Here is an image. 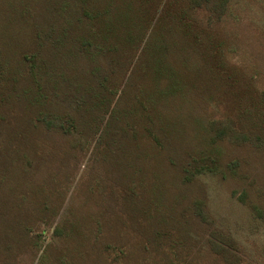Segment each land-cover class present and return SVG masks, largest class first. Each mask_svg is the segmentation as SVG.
I'll use <instances>...</instances> for the list:
<instances>
[{"label": "trees", "instance_id": "obj_1", "mask_svg": "<svg viewBox=\"0 0 264 264\" xmlns=\"http://www.w3.org/2000/svg\"><path fill=\"white\" fill-rule=\"evenodd\" d=\"M179 1L0 0L4 11L0 17V81H7L11 105L21 108L23 121V131L19 123L9 130L8 158L16 157L19 162L11 147L19 149L36 131L61 132L78 147L96 132L100 160L110 165L122 162L123 176L110 175L109 179L125 185L122 195L130 202L136 198L135 184H126L125 177L131 178L135 169L145 176V159L154 151L156 157L180 170L183 184L205 174L222 182L240 176L238 162L222 158L221 142L262 141L264 91L260 103L244 110L237 120L204 118L200 109L209 100L198 84L204 73L216 72L221 50L209 32L201 30L190 8ZM189 1L192 7L205 3L210 8L219 5L222 11L228 3ZM243 117L249 129L242 125ZM190 142L193 147L185 145ZM36 145L32 143L30 149ZM0 168L5 171L0 175L7 179L0 191L2 238L7 220L23 207L16 191L22 185L30 192L31 185L30 171L23 172L5 160ZM241 192L234 190V195L239 193L245 200L246 192ZM45 202L47 212L49 201ZM194 210L203 222L210 221L201 201L194 200ZM133 213L136 224L138 207ZM144 218L148 228L150 215L144 212ZM97 225L101 232L102 222ZM172 226L155 228L152 239L173 247L169 236L175 234L176 226ZM210 234L217 239H209L213 249L237 263L239 256L233 251L238 245L233 236L214 228Z\"/></svg>", "mask_w": 264, "mask_h": 264}, {"label": "rangeland", "instance_id": "obj_2", "mask_svg": "<svg viewBox=\"0 0 264 264\" xmlns=\"http://www.w3.org/2000/svg\"><path fill=\"white\" fill-rule=\"evenodd\" d=\"M179 3L190 8L201 30L209 32L221 50L216 72L204 73L198 84L209 100L200 110L204 118L237 120L244 110L260 103L264 91V0H228L225 11L219 5ZM3 13L0 5V17ZM7 86V81H0V162L30 171L31 191L22 185L16 191L23 207L5 223L0 264H171L169 260L173 264H264V130L257 143L221 142L222 158L236 160L240 172L223 182L205 174L183 184L180 170L154 151L145 159V176L135 169L131 178L125 177L126 184H135L136 198L130 202L122 195L125 185L109 179L123 176L122 162L110 165L100 160L96 132L78 147L61 132L36 131L19 149L11 147L19 162L16 157L10 160L5 141L16 124L23 131V121L21 108L11 105ZM244 124L248 121L243 117ZM185 145L193 147L191 142ZM4 172L0 168V174ZM6 181V175H0V191ZM234 190L245 191V200ZM194 200L203 203L209 222L196 215ZM45 201H49L47 212ZM135 207L139 215L133 224ZM144 212L150 215L148 228ZM97 221L103 224L101 232H97ZM172 224L176 226L175 234L169 236L173 247L152 239L155 228H172ZM213 228L233 236L237 263L213 249L209 242L217 240L210 234Z\"/></svg>", "mask_w": 264, "mask_h": 264}]
</instances>
